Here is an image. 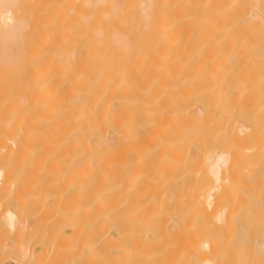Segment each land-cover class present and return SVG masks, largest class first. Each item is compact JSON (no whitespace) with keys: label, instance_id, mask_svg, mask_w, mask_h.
Returning <instances> with one entry per match:
<instances>
[{"label":"bare ground","instance_id":"obj_1","mask_svg":"<svg viewBox=\"0 0 264 264\" xmlns=\"http://www.w3.org/2000/svg\"><path fill=\"white\" fill-rule=\"evenodd\" d=\"M0 264H264V0H0Z\"/></svg>","mask_w":264,"mask_h":264}]
</instances>
